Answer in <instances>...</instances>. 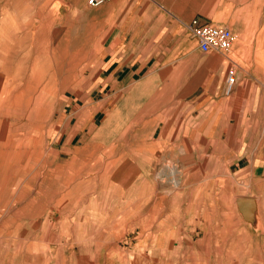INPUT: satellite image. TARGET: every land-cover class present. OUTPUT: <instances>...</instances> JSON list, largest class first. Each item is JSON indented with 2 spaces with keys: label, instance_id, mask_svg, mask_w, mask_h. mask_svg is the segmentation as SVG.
<instances>
[{
  "label": "rangeland",
  "instance_id": "rangeland-1",
  "mask_svg": "<svg viewBox=\"0 0 264 264\" xmlns=\"http://www.w3.org/2000/svg\"><path fill=\"white\" fill-rule=\"evenodd\" d=\"M145 8L0 0V74L13 81L0 86V264H264V194L228 172L225 134L211 139L195 112L214 55L161 59L177 36ZM122 167L131 175L114 178ZM162 221L176 227L161 236Z\"/></svg>",
  "mask_w": 264,
  "mask_h": 264
},
{
  "label": "crops",
  "instance_id": "crops-1",
  "mask_svg": "<svg viewBox=\"0 0 264 264\" xmlns=\"http://www.w3.org/2000/svg\"><path fill=\"white\" fill-rule=\"evenodd\" d=\"M146 12L157 6L167 15L169 36H177L174 50L168 47L161 59L195 62L190 47L196 42L187 31L193 20L226 28L231 42L224 55L213 54L207 63L211 80L198 98L195 112L204 113L216 125L225 144L228 172L237 177L246 193L264 188V0H144ZM200 53V52H199ZM145 65L127 71L133 76ZM147 68L141 76L146 75ZM232 71L235 83L227 92L225 77ZM122 72V71H121ZM184 72H179L183 75ZM199 76V75H198ZM196 78H199V77ZM198 102V100H197ZM210 114V115H209ZM207 139L205 137H202ZM209 139V138H208ZM235 141V142H234ZM239 178V179H238ZM248 190V191H247Z\"/></svg>",
  "mask_w": 264,
  "mask_h": 264
},
{
  "label": "built area",
  "instance_id": "built-area-1",
  "mask_svg": "<svg viewBox=\"0 0 264 264\" xmlns=\"http://www.w3.org/2000/svg\"><path fill=\"white\" fill-rule=\"evenodd\" d=\"M104 0H88L91 6H99ZM191 38L196 42L197 50L202 54L224 55L230 46L232 39L231 32L222 27L209 24H200L198 20H193L187 27ZM235 83V76L230 71L226 76L227 92Z\"/></svg>",
  "mask_w": 264,
  "mask_h": 264
},
{
  "label": "bare ground",
  "instance_id": "bare-ground-1",
  "mask_svg": "<svg viewBox=\"0 0 264 264\" xmlns=\"http://www.w3.org/2000/svg\"><path fill=\"white\" fill-rule=\"evenodd\" d=\"M35 23V22H34ZM64 32V31H63ZM68 32V31H67ZM22 34V33H21ZM63 34H65V33H63ZM31 39V38H30ZM32 40V39H31ZM17 42V41H16ZM30 42V41H29ZM32 47V46H31ZM3 62L2 61H0V64H2ZM3 65H0V67H2ZM2 73L0 74V86H5L6 87V85L8 84V86H10V85H12L13 84V81H10V83H7L6 81L3 83L2 82ZM3 83V84H2ZM54 97V96H53ZM35 100V99H34ZM36 103V102H35ZM23 106V105H22ZM34 108V107H33ZM32 109V108H31ZM36 109V108H35ZM7 110V109H6ZM21 111V110H20ZM32 111H33V109H32ZM31 111V112H32ZM50 111V110H49ZM19 114L21 113V112H18ZM17 113V114H18ZM24 113V112H23ZM22 113V114H23ZM34 113V112H33ZM51 113V112H50ZM12 114V113H11ZM16 114V115H17ZM21 116V115H20ZM18 117V116H17ZM26 117V116H25ZM7 118V117H6ZM16 118H14V120H15ZM18 119V118H17ZM28 119V118H27ZM49 119V118H48ZM9 121V120H8ZM12 122V121H11ZM21 123V122H20ZM18 125V124H17ZM24 125V124H23ZM6 125H5V123L3 122V120H0V134L2 135L3 133L5 134V130H6ZM9 127V126H8ZM22 127H24V126H22ZM22 127L20 128V129H22ZM26 127V126H25ZM8 129V128H7ZM7 132V131H6ZM10 132V131H9ZM1 138H0V140L2 139V136H0ZM204 139V138H203ZM198 146V145H197ZM195 148H197V147H195ZM2 149H6V148H1V150ZM126 153V152H125ZM124 153V154H125ZM152 153V152H151ZM164 153V152H163ZM124 154H122L123 156H125ZM195 154V153H194ZM14 155H16V154H14ZM127 155V154H126ZM186 155V154H185ZM196 155V154H195ZM116 156V155H115ZM162 158H164V157H162ZM115 159V158H114ZM102 160V159H101ZM121 160H123V158H122V156H121ZM163 160V159H162ZM195 160V159H194ZM112 162H114V160H111ZM167 161V160H166ZM99 162H101V161H99ZM115 162H116V160H115ZM102 163V162H101ZM194 163V162H193ZM200 163V162H199ZM198 164V163H197ZM102 165V164H101ZM199 166V165H198ZM168 167V166H167ZM199 167H201V164H200V166ZM169 169V168H168ZM172 169V168H171ZM199 169V168H198ZM189 170V169H188ZM202 170V169H201ZM208 170V169H207ZM178 171V170H177ZM204 171V170H203ZM174 172V171H173ZM176 172V171H175ZM199 172V171H198ZM113 173V175H114V178H119V177H121V176H124V177H126V178H128V176H130L131 175V172L128 170L127 172H126V168L125 167H122V168H119V169H117V170H115V171H113L112 172ZM88 174V173H87ZM140 174V173H139ZM74 175V174H73ZM88 176H90V175H88ZM96 176V175H95ZM156 176V175H155ZM75 177H77L78 178V176L76 175ZM83 177V176H82ZM177 177V176H176ZM231 177V176H230ZM138 178V177H137ZM144 178V177H143ZM143 178L141 179V180H143ZM178 178V177H177ZM69 179V178H68ZM67 179V180H68ZM91 179V178H90ZM161 179V178H160ZM163 179V178H162ZM168 179V178H167ZM74 179H71V180H69V182L70 181H73ZM85 180V179H84ZM145 180V179H144ZM147 180V179H146ZM168 181H169V179H168ZM89 182V181H88ZM145 182H147V181H145ZM80 183V182H79ZM133 183H135L134 181H133ZM142 183V182H141ZM67 183H65V185H66ZM84 184V183H83ZM138 184H140V183H138ZM170 184V183H169ZM185 184V183H184ZM142 185H144V184H141V188L142 187H144V186H142ZM146 185V184H145ZM179 185V181H178V179H174V184H173V186H178ZM183 185V184H182ZM190 185V184H189ZM150 186V185H149ZM148 186V187H149ZM146 187V186H145ZM159 187V186H158ZM181 187V186H180ZM182 187H184V186H182ZM151 188V187H150ZM153 188V187H152ZM74 189V188H73ZM145 189V188H144ZM143 189V190H144ZM124 189L122 188V191H123ZM150 190V189H149ZM153 191H154V188L152 189ZM71 191H73V190H71ZM117 191V190H116ZM140 191H141V189H140ZM151 191V190H150ZM79 192V191H78ZM143 193H144V191H143ZM152 192H148V196L151 194ZM140 194V193H139ZM146 195V194H145ZM145 195L143 194V196L142 197H145ZM179 195H181V194H179ZM66 196H67V194H66ZM147 196V197H148ZM151 196H152V194H151ZM173 196H175V195H173ZM172 196V197H173ZM63 197V196H62ZM104 197V196H103ZM139 196H137V198H138ZM171 198V197H170ZM176 198V197H175ZM145 199V198H144ZM143 199V200H144ZM148 200L150 199L149 197L147 198ZM102 200V199H101ZM141 200V199H140ZM140 200H138V202H140ZM162 200H163V197H161L160 198V201L162 202ZM60 201V200H59ZM172 201V200H171ZM177 201V200H176ZM76 202V201H75ZM143 202V201H142ZM172 202H174V201H172ZM177 203V202H176ZM175 204V203H174ZM173 203H172V205L171 206H173L174 205ZM100 205V204H99ZM138 205V204H137ZM137 205H135V207L137 206ZM140 205V204H139ZM179 205V204H178ZM117 206V205H116ZM156 206V205H155ZM181 206V205H180ZM118 207V206H117ZM134 207V208H135ZM177 207V206H176ZM115 208V207H114ZM173 208V207H172ZM179 208V207H178ZM100 209V208H99ZM120 209H122V208H120ZM171 210V209H170ZM169 210V211H170ZM173 210V209H172ZM180 210H182V209H180ZM63 211V210H62ZM100 211V210H99ZM178 211V210H177ZM94 212H95V210H94ZM119 212V211H118ZM117 212V213H118ZM129 212H131V211H129ZM241 212V211H240ZM245 212V211H244ZM243 212V213H244ZM171 213V212H170ZM169 213V214H170ZM180 212H178V214H179ZM111 214V213H110ZM125 214H127V213H125ZM124 214V215H125ZM131 214V213H130ZM245 214H247V212L245 213ZM134 215H136V214H134ZM171 215V214H170ZM110 216V215H109ZM115 216V215H114ZM127 217H128V214H127ZM126 217V218H127ZM169 217V216H168ZM178 217V216H177ZM114 218V217H113ZM125 217H123V219H124ZM125 218V219H126ZM173 218H175V217H173ZM244 218H245V216H244ZM108 219V218H107ZM122 219V220H123ZM179 219V218H178ZM75 220V219H74ZM109 220H111V219H109ZM117 220V219H116ZM176 220V219H175ZM107 221V220H106ZM115 221V220H114ZM125 221V220H124ZM111 222V221H110ZM145 223V222H144ZM157 223V222H156ZM112 224H113V222H112ZM115 224H116V222H115ZM167 224H169V223H167V221H162V222H160L158 225H157V229L155 230V232L157 233V232H159L160 233V235L161 236H163V234L166 232V231H170V229H172V228H175V227H173V225H167ZM109 225V224H108ZM111 225V224H110ZM100 226H101V224H100ZM107 226V225H106ZM112 226V225H111ZM115 226V225H114ZM156 227V226H155ZM107 228V227H106ZM108 229V228H107ZM111 229V228H110ZM181 230V229H180ZM261 231V230H260ZM135 232V231H134ZM181 232V231H180ZM109 233V234H108ZM108 233H107V231H102V233H101V235H102V240L103 241H107L108 240V238L110 237V236H112V233L113 232H110V231H108ZM182 233V232H181ZM261 233V232H260ZM85 234V233H84ZM146 234V233H145ZM184 234V233H183ZM81 235H83L82 233H81ZM180 235V234H179ZM188 235V234H187ZM194 235V234H193ZM167 237V236H166ZM169 237V236H168ZM244 237V236H243ZM179 238V237H178ZM165 240V239H164ZM187 240V239H186ZM174 241V240H173ZM120 242V241H119ZM102 243H104V242H102ZM102 243H99V245L100 244H102ZM115 244H117V243H115ZM178 245V244H177ZM101 246V245H100ZM100 246H99V248H100ZM155 247V246H154ZM176 251V250H175ZM179 251V250H178ZM174 252V251H173ZM172 252V253H173ZM177 252V251H176ZM185 252V251H184ZM175 254V253H174ZM182 254V253H181ZM184 254V253H183ZM182 254V255H183ZM177 255V254H176ZM193 255H195V254H193ZM181 256V255H180ZM182 257V256H181ZM193 257V256H192ZM175 258V257H174ZM171 261V260H170ZM176 261V260H175ZM148 263V262H147ZM196 263V262H195ZM143 264V263H142Z\"/></svg>",
  "mask_w": 264,
  "mask_h": 264
},
{
  "label": "water",
  "instance_id": "water-1",
  "mask_svg": "<svg viewBox=\"0 0 264 264\" xmlns=\"http://www.w3.org/2000/svg\"><path fill=\"white\" fill-rule=\"evenodd\" d=\"M238 203H241V201H239Z\"/></svg>",
  "mask_w": 264,
  "mask_h": 264
}]
</instances>
